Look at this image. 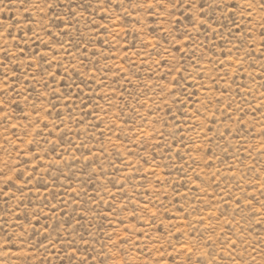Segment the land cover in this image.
I'll list each match as a JSON object with an SVG mask.
<instances>
[{"label": "rangeland", "instance_id": "1", "mask_svg": "<svg viewBox=\"0 0 264 264\" xmlns=\"http://www.w3.org/2000/svg\"><path fill=\"white\" fill-rule=\"evenodd\" d=\"M51 2L0 0V264H264V13Z\"/></svg>", "mask_w": 264, "mask_h": 264}, {"label": "snow or ice", "instance_id": "2", "mask_svg": "<svg viewBox=\"0 0 264 264\" xmlns=\"http://www.w3.org/2000/svg\"><path fill=\"white\" fill-rule=\"evenodd\" d=\"M97 2L102 6V7H107L109 4H111V0H97ZM25 3L27 4H31L32 7L35 8H39L41 11H44L45 8L47 9H52L55 7V5L51 2V0H44V7H41V5L39 4H35L32 2V0H25ZM183 4V6L186 7L187 10H189L192 14V19L194 21L193 23V27L196 28L197 24H205L207 23V20L205 19H201V14H204L205 16L207 15V11L209 8L213 9V12H215L216 10H221L223 13H227V11L229 9H232V20L233 23H235V19L234 17L237 14H240V16L243 18L244 13L247 12L248 14V18L249 20H251L252 18V9L256 8L258 9L260 12L264 13V0H246V5L247 7H245V4H241L239 2V0H235V2H229V0H211V2H209V0H204L203 3L200 2V0H153L152 3H148L147 0H142V2H138L135 3V6L137 8H143L145 7V5L147 6L148 9H160V11L162 13L165 14H171V10L172 9H176L179 10L181 5ZM121 6H123V3H121ZM73 15H75V13H73ZM261 24L264 25V20L261 21ZM211 25L209 24V27ZM5 27H11V25H2L0 24V31H3ZM106 27V26H105ZM9 35H11V33H8ZM185 35L187 36L188 40H192L193 43H195L193 37L188 34L187 32H185ZM260 36L262 38V41H264V30L261 31ZM262 48H264V43H262ZM187 50V49H185ZM0 63H2V61H0ZM172 71H175L177 73H182L184 71H187V68H180L177 67L175 69L169 68V74H171ZM173 79L175 80L176 77L174 76ZM0 111H2V105H0ZM3 117H0V119H2ZM29 143L31 144L32 141H29ZM0 175H5L3 173V170L0 169ZM12 181V177L11 176H6L5 179V184H9V182ZM25 183H27V181H25ZM0 193H3V190L0 189ZM262 195H264V193H262ZM257 203H259L260 205V209L264 210V201H258ZM257 223H261L264 222V220H260V221H256ZM4 240L5 243H11V237L5 235L4 236ZM231 247L233 248V250L236 247L237 241L236 240H229L228 242ZM245 243V241H241V244ZM29 255V253L26 252H22V253H18V255ZM66 255H68L69 257V264H72V257H73V253L69 252ZM229 255H232V253H229ZM21 264H28V261L22 260ZM81 264H83V262H81ZM186 264H192L191 258H189V260L186 262ZM195 264H207L206 261L202 260V256L201 258L197 259V261L195 262ZM235 264V262H234ZM239 264H248V262L241 260L239 262ZM252 264H255V257H252Z\"/></svg>", "mask_w": 264, "mask_h": 264}]
</instances>
